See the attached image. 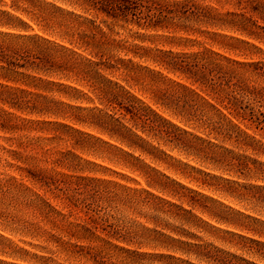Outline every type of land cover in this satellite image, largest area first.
Masks as SVG:
<instances>
[{
  "label": "rangeland",
  "instance_id": "obj_1",
  "mask_svg": "<svg viewBox=\"0 0 264 264\" xmlns=\"http://www.w3.org/2000/svg\"><path fill=\"white\" fill-rule=\"evenodd\" d=\"M165 1L0 0V264H264V0Z\"/></svg>",
  "mask_w": 264,
  "mask_h": 264
},
{
  "label": "trees",
  "instance_id": "obj_2",
  "mask_svg": "<svg viewBox=\"0 0 264 264\" xmlns=\"http://www.w3.org/2000/svg\"><path fill=\"white\" fill-rule=\"evenodd\" d=\"M85 2L91 9L112 18H121L126 21L129 17H133L136 22L143 21L151 24L153 28L176 25L181 20L203 21L206 18L202 9L189 2H168L165 0H85ZM173 63L180 68L181 63H177L176 60ZM259 68L264 73V62L259 64ZM184 70L191 73L190 66L187 64H185ZM233 92L231 91V93Z\"/></svg>",
  "mask_w": 264,
  "mask_h": 264
}]
</instances>
